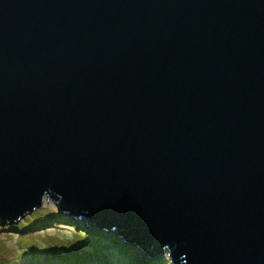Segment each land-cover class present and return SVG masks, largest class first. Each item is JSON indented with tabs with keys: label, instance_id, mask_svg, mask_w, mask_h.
Listing matches in <instances>:
<instances>
[{
	"label": "water",
	"instance_id": "1",
	"mask_svg": "<svg viewBox=\"0 0 264 264\" xmlns=\"http://www.w3.org/2000/svg\"><path fill=\"white\" fill-rule=\"evenodd\" d=\"M44 200L148 260L264 264V0H0V226Z\"/></svg>",
	"mask_w": 264,
	"mask_h": 264
},
{
	"label": "rangeland",
	"instance_id": "2",
	"mask_svg": "<svg viewBox=\"0 0 264 264\" xmlns=\"http://www.w3.org/2000/svg\"><path fill=\"white\" fill-rule=\"evenodd\" d=\"M86 229L95 230L85 219L58 214L52 202L44 200L39 209L15 224L0 226V264H133L130 260L127 263L124 254L111 249L108 237L117 238L112 232L96 234ZM84 254L97 257L80 259ZM158 261L169 264L166 253L155 262Z\"/></svg>",
	"mask_w": 264,
	"mask_h": 264
},
{
	"label": "trees",
	"instance_id": "3",
	"mask_svg": "<svg viewBox=\"0 0 264 264\" xmlns=\"http://www.w3.org/2000/svg\"><path fill=\"white\" fill-rule=\"evenodd\" d=\"M82 220V219H80ZM76 227H79L78 224H75ZM79 228H83V227H79ZM85 232H96V234H99L100 232H97L95 230H91V229H86ZM87 239H89L90 237H86ZM101 240V237L98 238ZM107 241L109 242L110 246H112L113 248H111L112 250L114 249V251H117L118 253L124 254L127 257V263H128V259H130L129 263H135V252H133L132 250H130L129 248L127 249V247L123 246L120 242V240H118L117 238L115 239L114 237H108ZM98 253H99V249ZM112 250H108L109 252H114ZM98 253H96L98 255ZM96 254H92V255H88V254H84L82 255V257L80 259H86L88 256H94L97 257ZM98 264V263H97ZM107 264V263H106ZM145 264H161L160 261L155 262V261H151V260H147V262H145Z\"/></svg>",
	"mask_w": 264,
	"mask_h": 264
},
{
	"label": "bare ground",
	"instance_id": "4",
	"mask_svg": "<svg viewBox=\"0 0 264 264\" xmlns=\"http://www.w3.org/2000/svg\"><path fill=\"white\" fill-rule=\"evenodd\" d=\"M135 253H137V252H135ZM139 257H141L140 260H138ZM144 258H146V259H144ZM147 258H148V257H146L144 253L138 252V253L136 254V256H135V261H136V263H138V262H141V261L144 259V262H146V261L148 260ZM150 260H151V259H150ZM151 261H152V260H151ZM139 264H140V263H139Z\"/></svg>",
	"mask_w": 264,
	"mask_h": 264
}]
</instances>
